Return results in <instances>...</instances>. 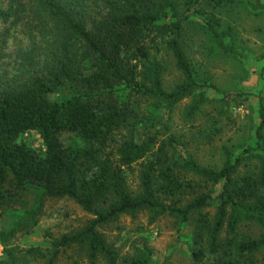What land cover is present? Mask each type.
<instances>
[{"label": "trees", "instance_id": "trees-1", "mask_svg": "<svg viewBox=\"0 0 264 264\" xmlns=\"http://www.w3.org/2000/svg\"><path fill=\"white\" fill-rule=\"evenodd\" d=\"M180 1L0 0V26H19L26 35L14 74L0 73V214L13 217L0 231V264L19 263L9 238L34 225L52 198L69 199L92 218L43 249L25 250L41 264H57L76 246L91 263L117 264L98 227L140 212H148L150 222L168 215L181 227L193 224L194 264L210 258L212 264H255L264 247V106L254 146L234 155L226 150L219 168L176 156L173 137L158 139L164 116L189 98L187 117L193 118L207 101L204 89L213 88L197 77L183 50ZM209 1L219 10L229 0ZM209 30L221 44L215 27ZM168 60L179 75L170 87ZM64 86L69 97L52 100ZM27 131L38 132L43 153L19 141ZM134 165L139 190L132 193L125 174ZM247 224L259 235L242 234ZM137 248L142 255L129 263L148 264L152 250L143 242Z\"/></svg>", "mask_w": 264, "mask_h": 264}, {"label": "rangeland", "instance_id": "rangeland-1", "mask_svg": "<svg viewBox=\"0 0 264 264\" xmlns=\"http://www.w3.org/2000/svg\"><path fill=\"white\" fill-rule=\"evenodd\" d=\"M209 0H181L177 8L182 28L179 39L190 59L197 77L213 88H205L207 101L193 118L187 117L191 99L175 106L168 117L164 116V132L158 139L173 137L176 142L170 149L176 156H191L207 167L219 168L226 157V150L240 153L247 145L254 146L255 130L259 124L258 110L264 106V0H229L222 9L214 8ZM215 27L220 39L209 30ZM7 42L0 59L2 70L11 76L17 67V57L26 43L21 27L6 25ZM0 26V32L6 29ZM165 86L177 82L178 72L171 61L166 62ZM70 88L64 86L49 96L52 100H65ZM226 101L220 100L223 96ZM146 104L142 103V106ZM149 108H151L149 106ZM264 132V128L262 130ZM19 141L39 153L44 152L43 142L36 131H27ZM253 162H255L253 160ZM126 186L135 193L139 190L138 165L126 171ZM213 208L207 211L212 215ZM148 212L135 218L122 216L108 225L99 226L106 241L117 253V264H130L133 257L142 255L137 248L143 242L152 250L148 264H194L190 257L194 226H180L168 215L149 221ZM92 218L79 205L69 199L52 198L44 203L34 225L9 238V248L19 257L18 264H41L40 256L25 254L30 247L43 249L51 238L79 230ZM13 217L8 212L0 214V231L6 232ZM245 236L259 235L257 226L242 225ZM4 256L0 242V259ZM255 264H264V247L255 254ZM212 258L201 264H212ZM57 264H107L104 259L91 263L84 251L73 247L63 253Z\"/></svg>", "mask_w": 264, "mask_h": 264}]
</instances>
